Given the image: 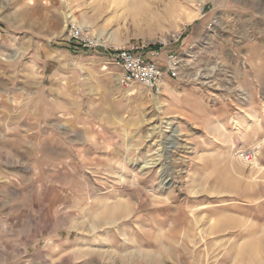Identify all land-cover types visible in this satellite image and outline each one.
Here are the masks:
<instances>
[{
  "label": "rangeland",
  "instance_id": "374dc122",
  "mask_svg": "<svg viewBox=\"0 0 264 264\" xmlns=\"http://www.w3.org/2000/svg\"><path fill=\"white\" fill-rule=\"evenodd\" d=\"M72 24L178 75L73 76ZM0 264H264V0H0Z\"/></svg>",
  "mask_w": 264,
  "mask_h": 264
},
{
  "label": "built area",
  "instance_id": "2783aa9c",
  "mask_svg": "<svg viewBox=\"0 0 264 264\" xmlns=\"http://www.w3.org/2000/svg\"><path fill=\"white\" fill-rule=\"evenodd\" d=\"M69 42L81 45L84 49H96L101 47L100 41L90 31L72 24L69 29ZM162 48V47H161ZM139 49L124 48L113 51L111 56L124 70L123 83L148 87L159 93L160 84L164 76L177 77L181 65V59L177 55H170L166 61V71L163 72L155 63L146 62L141 56L135 54ZM142 50V49H141ZM160 48L144 47L143 51H149L153 58H159ZM254 154L247 153L244 156L246 163L254 162Z\"/></svg>",
  "mask_w": 264,
  "mask_h": 264
},
{
  "label": "crops",
  "instance_id": "0c3cea01",
  "mask_svg": "<svg viewBox=\"0 0 264 264\" xmlns=\"http://www.w3.org/2000/svg\"><path fill=\"white\" fill-rule=\"evenodd\" d=\"M187 39H183V42L181 43L180 47H178V51H165V49H161V53L159 58H153L149 51H143L138 50L135 52L136 55L141 56L146 62H153L155 63L163 72L166 71V61L168 56L170 55H178L181 57L183 51V47L185 46V41ZM69 51V50H68ZM68 55H61L60 57L63 60V58H66V61L62 62L63 65H65L67 68H70V71L73 76H79L85 74V69H91L94 70V65H99L100 73H98V76L103 77L104 79L107 77V75L111 72H118L116 74L120 73L121 66L118 65V63L113 59L111 54L105 53V51L97 50V49H88L83 52L73 53L71 51L68 52ZM55 56V54L52 55V57ZM59 56V54H58ZM56 57V56H55ZM86 57V59H84ZM58 60V61H60ZM82 68V69H81ZM80 69V70H79ZM122 69V68H121ZM164 81V80H163ZM162 81V82H163ZM166 83V81H164ZM162 83L160 84V88H162ZM149 92L151 94H154V90L148 88Z\"/></svg>",
  "mask_w": 264,
  "mask_h": 264
},
{
  "label": "trees",
  "instance_id": "16d2710c",
  "mask_svg": "<svg viewBox=\"0 0 264 264\" xmlns=\"http://www.w3.org/2000/svg\"><path fill=\"white\" fill-rule=\"evenodd\" d=\"M69 45L67 46L68 48V50L69 51H71V52H73V53H78V52H83V50L85 51V49L81 46V45H79V44H77V43H74V42H70V43H68ZM153 48V47H152ZM87 50V49H86Z\"/></svg>",
  "mask_w": 264,
  "mask_h": 264
},
{
  "label": "bare ground",
  "instance_id": "6f19581e",
  "mask_svg": "<svg viewBox=\"0 0 264 264\" xmlns=\"http://www.w3.org/2000/svg\"><path fill=\"white\" fill-rule=\"evenodd\" d=\"M12 179H13L12 177L8 176L5 179H3V183L4 184L10 183L12 181Z\"/></svg>",
  "mask_w": 264,
  "mask_h": 264
}]
</instances>
